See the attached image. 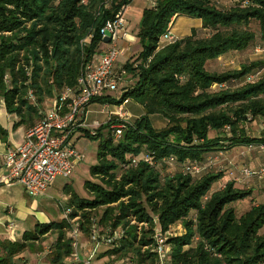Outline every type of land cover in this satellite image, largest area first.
Masks as SVG:
<instances>
[{"label":"trees","instance_id":"trees-1","mask_svg":"<svg viewBox=\"0 0 264 264\" xmlns=\"http://www.w3.org/2000/svg\"><path fill=\"white\" fill-rule=\"evenodd\" d=\"M131 1L0 0V97L7 111L19 118L13 129H28L41 118L29 91L40 105L66 88H77L83 65L103 43V27ZM220 1L227 0H157L156 7H145L138 33L143 46L139 63L125 65L135 84L120 98L106 95L90 102L121 106L133 99L145 111L118 139L110 128L118 120L102 124L96 134L78 129L99 142L97 163L90 171L99 181H85L91 197L64 186L68 205L74 207L71 216L80 213V226L88 233L95 211L103 208L99 223L124 230L117 245L101 256L119 259L132 254V264H157L154 227L158 224L166 231L182 222L185 231L167 237L168 264H264V203L253 204L240 216L233 205L251 199L252 189L231 180L214 189L224 177L222 171L197 177L183 170L162 176L144 160L132 163V158L148 154L156 161L174 157L184 169L188 161L203 165L219 151L264 142V134L250 135L243 125L248 115L264 117V75L247 81L264 69V61L225 71L206 67L209 60L230 51L248 49L256 39L250 28L253 20L259 22L264 39V0H234L229 8L220 7ZM176 16L201 19L202 28L159 47ZM206 29L210 34L202 36ZM89 34L84 48L80 41ZM151 115H161L167 125L155 127ZM8 136L0 124L2 141L8 142ZM133 219L147 224L140 235ZM70 226L65 219L38 222L21 239L0 236V264H28L24 252L40 250L52 233L58 236L50 264H72L66 261L73 251L66 230Z\"/></svg>","mask_w":264,"mask_h":264},{"label":"built area","instance_id":"built-area-1","mask_svg":"<svg viewBox=\"0 0 264 264\" xmlns=\"http://www.w3.org/2000/svg\"><path fill=\"white\" fill-rule=\"evenodd\" d=\"M88 1L89 0H82V3L87 4ZM142 1H144L147 6L153 8L158 4L157 0ZM244 3L247 4L248 1ZM126 8L127 6H123L115 15V18L108 20L103 27V43L99 48V52L83 65L78 78L77 88L64 89L58 97L53 100L52 106L49 109L40 111L41 118L32 127L27 129L24 140L19 144L9 145L7 147L4 164L8 171L2 178L3 181L8 183H20L30 196L42 197L46 195L49 186L57 177H70L74 168L84 161L85 155L76 148L74 136L79 132V128L89 129L93 134H96L97 129L101 126L97 120L92 123L86 121L85 116L87 107L93 98L106 96L109 95L110 92L117 90L119 82L123 79L124 74H126L125 69H116L115 64L122 54L119 42L122 41V39H133V37L125 31L124 27L126 21L124 17ZM174 19L175 18H173V22ZM172 26L173 23H171L170 28L163 35L166 37V42L160 43L159 47H164L179 39L172 31ZM106 31L109 32V42L104 41ZM258 74L259 73L249 75L247 81L254 80ZM223 86L226 85L224 84ZM117 114L120 118V123L112 125L116 133L115 138L118 139L127 128L129 121L124 118L127 114L122 108L119 109ZM248 116L250 119L252 118L251 115ZM253 151H258L260 153V166L253 169L246 163L242 164L239 168V176L236 179L237 181H243L255 177L262 182L264 186V142L242 146L240 154L246 156ZM219 155L224 156L225 154L219 152ZM213 157L209 159L208 163L203 165L196 160L188 161L185 163L184 170L193 174H199L207 167L210 168L215 165ZM141 160L155 166L162 164L171 165L175 162L174 157L156 161L154 156L147 154L132 158V163L138 164ZM71 211L72 210L68 208V212ZM65 214L67 218V211ZM160 227L161 226L157 225L155 229L153 251L157 254V264H168L171 246L167 242V237L172 234L168 235L167 232H163ZM8 228L13 230L14 224L10 222ZM75 235L78 236L79 234L77 233ZM119 235L120 236L113 239H120L123 233L119 232ZM92 240L93 244L96 245L95 248L94 245L92 247L91 256L99 245L95 233L92 236ZM107 243L111 244L108 240ZM78 247L79 244L76 240L73 243V248L76 249L75 256L79 259L77 253ZM77 261L79 262V260ZM83 264H92L91 259L88 258L84 260ZM106 264H132V262L129 258H123L121 260L108 259Z\"/></svg>","mask_w":264,"mask_h":264},{"label":"rangeland","instance_id":"rangeland-1","mask_svg":"<svg viewBox=\"0 0 264 264\" xmlns=\"http://www.w3.org/2000/svg\"><path fill=\"white\" fill-rule=\"evenodd\" d=\"M234 4H236V1L227 0V1H220L218 5L223 8H229L230 6ZM145 7H147V4L144 3V1L132 0L126 8V11L124 14V17L126 19L125 24H124L125 31L131 34L132 36H134L135 40L132 42L127 41L126 46L123 48L124 54L129 53L130 56L125 55L122 57L120 55L121 57H119V59L115 63L117 66L116 68H118L119 70L122 68L125 69L126 74H124L123 79L119 82L118 89L109 93V95L113 96L114 98H120L123 92L126 89L132 87L136 82L135 76L126 70L125 65L127 62H131V63L135 62V65L139 63L138 57H139L140 52L143 49L141 40L138 37V33L140 30V18H141L140 13H142V10ZM186 17L191 18L188 16ZM195 19H198V18H195ZM180 28H181V24L179 23V20H178L176 23H174L172 27V31L176 34L178 30H181ZM250 28L256 33V39L254 40V42L251 44V46L248 49L244 51L232 52V53L230 51V54L226 53L216 60H209L206 65L207 69L211 71L233 70V69H239L241 65L245 63H249L254 60L264 61V39L260 37L259 22L256 20H253L250 24ZM8 33L9 32H7V34ZM209 34H210V30L208 29L203 31V34L201 33L202 36L204 35L206 36ZM90 36H92V34L87 35L80 41L81 45H83L84 48L90 43V40H91ZM121 42L122 41L119 42L120 49H121ZM164 42H166V37L162 36L159 43H164ZM260 75L261 76L264 75V69H262L261 72H259L258 76ZM234 83H235V80L233 84ZM242 84L243 83L238 84L236 86H231V87H237ZM213 88L214 89L218 88V85L214 84ZM28 94H29L28 97L30 98L31 103H33L34 105H37L39 111H45L49 109L52 106L53 100H55L58 97L57 96L54 98H48L44 101L43 104L38 105L36 97L34 96L32 91H29ZM0 102L3 103L1 97H0ZM103 105L105 104L99 103V102H94V103L89 104L88 112L86 114L85 119L88 121H93L94 119H98L101 125L108 121L117 122V120L118 122L114 123L113 125L120 123V118L117 114L109 113L110 110L117 109L119 106H116V105L103 106ZM122 105H124L125 110H126L125 112L127 113V116L124 118H126V120L129 121V124L145 113L143 106L133 99H128ZM18 120L19 118L17 117V121ZM151 120L154 126L159 129L165 127L168 123L167 120L161 115H151ZM113 125H111L110 128L114 136H116L115 130L113 129ZM243 125L247 133H249L250 135L262 136L264 134V117H257L256 119H252V118L250 119L248 116V121L245 122ZM214 135H217V133L212 132L211 136H214ZM74 142H75L76 148L79 151L84 153L85 159L74 170V172L72 173L70 177H62V176L57 177V179L52 183V186L49 189L51 198L46 199L47 200L46 201L47 211L53 217H55L51 221L65 219L66 222L71 225L66 230H67V236L71 238L72 240V247H73V243L76 240L79 244V247L77 249L79 259L75 256L76 249L73 248L71 255L66 259V261L72 264H83L84 260L90 258L92 264H106L108 262V259L109 260H121L124 257H120L119 259H116V257L114 256H111V258L109 256H101L104 252H106L110 248H113L114 246L117 245L118 241L122 237L118 240L116 239L114 240L113 238L120 236L119 232H122L124 235V230L121 227L114 229L111 226L103 225L102 223H99L100 218H98L99 216L98 214L103 211V208H100L97 211H95L97 213L94 216L93 221L89 225L90 229L88 233L82 230L80 226L81 224L80 222L82 220L81 214L78 213L77 216L76 215L71 216L74 207L68 205L69 194L64 191V186L66 184H69L72 186L74 192L78 193L79 195L91 197L92 194H90L88 190L85 188V181L87 179H91L97 182L99 181V178L93 177L90 173L91 167L97 163V153H98V144H99L98 140L86 137L81 131H79L74 136ZM240 151L241 149H239L238 156L244 157L240 154ZM219 152H223L225 154L224 156H226V158L224 160L218 161ZM219 152L213 157V160L215 163L214 166L210 168L207 167L202 173L195 174L194 176L200 177L203 175L204 172H208V171H214V172L222 171L224 173V177L214 185V189L222 188L223 184L231 180L235 182L238 187L253 190V188L250 186V183L246 184L244 180L237 181L236 179L239 176V172H238L239 167L242 166V164L244 163H247V165L249 166L248 162L236 161V159L233 158L234 154H232L231 151L229 154H226V150L219 151ZM156 168H159L161 170L162 176L174 175L176 172L178 171L183 172L184 170L182 164H177V163H174L171 165H167V164L157 165ZM225 176H227V178ZM260 191L261 189H257L256 192H254L253 190V195L251 199L249 198L244 201H240V202L233 204L234 207L236 208L238 216L242 215L253 204L264 203V194L260 193ZM36 199L40 200L39 197H36ZM67 207L70 208L72 211L68 212ZM66 211H67V218L65 217ZM40 213H41V210H38L37 219L41 223L43 222L46 223L43 217L40 216ZM57 216H59V219L57 218ZM131 223L138 224L139 235L141 233V228L143 226H147V224H145L144 222H136L134 219L131 221ZM157 225L154 227V234H155V229L157 228ZM160 228L162 229V227ZM184 231H185V228L182 222H178L177 224L172 225L166 231L163 230V232H167L168 235L169 234H172V235L181 234ZM261 232H264V228ZM77 233L79 234L78 236L75 235ZM94 233L96 235L97 242L99 243V245L97 246L98 248L96 247L97 249L94 250V252L92 253L93 255L91 256L92 247L94 245V248H95V245H96V244H93V240H92V236ZM57 236L58 235L56 233L49 234L46 237V239L42 241L40 250L38 249L34 251L26 250L23 256L25 257V259H27L28 264H50L49 256L52 254V245L57 239ZM107 240L110 241L111 244H108ZM129 256L133 257L132 254ZM77 260H79V262Z\"/></svg>","mask_w":264,"mask_h":264},{"label":"crops","instance_id":"crops-1","mask_svg":"<svg viewBox=\"0 0 264 264\" xmlns=\"http://www.w3.org/2000/svg\"><path fill=\"white\" fill-rule=\"evenodd\" d=\"M178 20L179 23L181 24V28H180L181 30H178V32L176 33L179 39L191 35L193 28L201 29L203 24L201 19H195V18L191 19V18H187L186 16H176L173 25ZM131 37H133L132 40L122 39L121 42V50L123 54V55L121 54L122 57L125 55L130 56L129 53L124 54L123 48L126 46L127 41L132 42L135 40L134 36L131 35ZM232 52H239V51H231V53ZM227 54H230V52H228ZM2 101L3 103L0 102V124L4 129L8 131L9 136H8V142L2 141L0 137V236L9 237L13 240H17V239H21L25 231L33 229L36 226V224L39 222V220L37 219L38 210H41L40 216H42L44 221L46 222H50L55 218L50 213H48L46 207L47 206L46 199L51 198L49 189L51 188L52 184L49 186L47 190L46 193L47 195L39 197L40 200H38L36 199V197L30 196L20 183L17 182L8 183L2 180V178L7 174L8 171L4 164L5 152L7 147L9 145H15L21 143L24 140L25 133L27 131V128L24 125H21L18 128L13 129V125L15 121H17V115L9 113L5 107V103L3 99ZM105 105H114V104L108 103ZM120 108H122L124 112L126 111L124 105H121L117 109L110 110L109 113L112 112L113 114H117ZM87 112H88V107H87ZM95 120L99 121L98 119H94L93 121ZM86 121L88 123L93 122L88 120ZM241 148L242 146H235L231 149H227L226 154H229L231 151V153L234 154L233 158H235L236 161L248 162L249 166L253 169L259 167L261 164L260 153L258 151H253L244 157L241 156L239 157L238 152L239 149ZM225 158L226 156L219 155L218 161L224 160ZM79 165L80 163L74 168V170ZM238 172L240 173L239 169ZM225 177L227 178V176ZM244 181L246 184L250 183V186L253 188L254 192H256L257 189H261L260 193L264 194V186L262 185V182H260L257 178L252 177ZM57 218L59 219V216H57ZM10 222L14 224L13 230H10L8 228Z\"/></svg>","mask_w":264,"mask_h":264},{"label":"water","instance_id":"water-1","mask_svg":"<svg viewBox=\"0 0 264 264\" xmlns=\"http://www.w3.org/2000/svg\"><path fill=\"white\" fill-rule=\"evenodd\" d=\"M109 40H110L109 32L106 31V36L104 37V41H105V42H109Z\"/></svg>","mask_w":264,"mask_h":264}]
</instances>
